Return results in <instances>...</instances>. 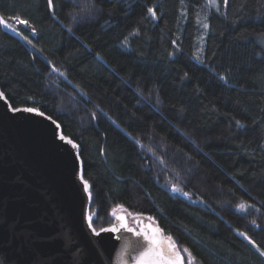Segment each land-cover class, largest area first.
<instances>
[{
    "label": "trees",
    "instance_id": "16d2710c",
    "mask_svg": "<svg viewBox=\"0 0 264 264\" xmlns=\"http://www.w3.org/2000/svg\"><path fill=\"white\" fill-rule=\"evenodd\" d=\"M215 2L0 0V91L78 146L96 231L121 209L264 264V0Z\"/></svg>",
    "mask_w": 264,
    "mask_h": 264
},
{
    "label": "water",
    "instance_id": "95a60500",
    "mask_svg": "<svg viewBox=\"0 0 264 264\" xmlns=\"http://www.w3.org/2000/svg\"><path fill=\"white\" fill-rule=\"evenodd\" d=\"M12 109L3 95L0 264H183L175 242L149 217L115 210L103 229L116 231L90 226L78 146L47 116Z\"/></svg>",
    "mask_w": 264,
    "mask_h": 264
},
{
    "label": "snow or ice",
    "instance_id": "6c2138e0",
    "mask_svg": "<svg viewBox=\"0 0 264 264\" xmlns=\"http://www.w3.org/2000/svg\"><path fill=\"white\" fill-rule=\"evenodd\" d=\"M224 2H225V4H226L227 0H224ZM51 4H52V0H49V6H51ZM148 12L152 13V15L155 16V13L153 12V10H152L151 8L148 9ZM74 19H75V18H74ZM15 20H16V22L19 23V24H27V23H28L27 21L21 19L19 16H16V17H15ZM0 23H3V21L0 20ZM29 26H30V25H29ZM4 27H11V26L8 25V24H4ZM205 27L207 28L208 25H205ZM11 30H12L13 32L16 31L15 28H12ZM29 43H31V41H29ZM221 78L223 79V77H221ZM0 98H3V93H0ZM12 111H14V112L35 113L36 115H39V116H43V115H44L42 112H39V111H37L36 109H34V108H30V107H29V108H24V109L15 108V109H12ZM52 123L55 124L56 122H55V121H52ZM237 124L239 125V121H237ZM57 127H59V125H57ZM60 139L63 141L65 138H64L63 136H61ZM67 143L70 144V145H72L73 148L76 147V145L73 144V142H72L71 140H68ZM81 179L83 180V176H81ZM83 185H84V191L87 192V191L89 190V184H88V182H87L86 180H84V181H83ZM173 191H179V189L173 188ZM184 195L187 196L188 193H184ZM241 207H243V206H241ZM89 221H90V226H91V217H89ZM253 223H255V222L253 221ZM93 231H95V230L93 229ZM101 231H116V229H114V228H113V229H101ZM97 234H98V233H97ZM242 235H243V234H242ZM246 238H247V237H246ZM249 243H252V241L250 240ZM254 246H255V245H254ZM257 250L259 251V249H257ZM260 255H261V256H264V252H260Z\"/></svg>",
    "mask_w": 264,
    "mask_h": 264
},
{
    "label": "rangeland",
    "instance_id": "374dc122",
    "mask_svg": "<svg viewBox=\"0 0 264 264\" xmlns=\"http://www.w3.org/2000/svg\"><path fill=\"white\" fill-rule=\"evenodd\" d=\"M209 3H210V5L213 7V8H215V9H217L218 7H217V4H216V2H215V0H209ZM262 43H263V45H264V38L262 39ZM121 210V209H120ZM182 254H183V264H195L190 258H189V256H187V254H184L183 253V251H182Z\"/></svg>",
    "mask_w": 264,
    "mask_h": 264
},
{
    "label": "flooded vegetation",
    "instance_id": "af4514ba",
    "mask_svg": "<svg viewBox=\"0 0 264 264\" xmlns=\"http://www.w3.org/2000/svg\"><path fill=\"white\" fill-rule=\"evenodd\" d=\"M132 227H134V226H132Z\"/></svg>",
    "mask_w": 264,
    "mask_h": 264
}]
</instances>
